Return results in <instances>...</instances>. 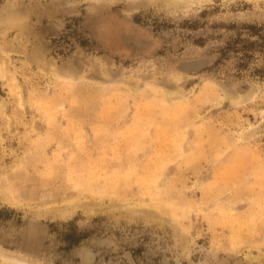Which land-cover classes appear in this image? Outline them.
<instances>
[{
	"label": "rangeland",
	"instance_id": "rangeland-1",
	"mask_svg": "<svg viewBox=\"0 0 264 264\" xmlns=\"http://www.w3.org/2000/svg\"><path fill=\"white\" fill-rule=\"evenodd\" d=\"M4 256L264 264V0H0Z\"/></svg>",
	"mask_w": 264,
	"mask_h": 264
},
{
	"label": "bare ground",
	"instance_id": "bare-ground-1",
	"mask_svg": "<svg viewBox=\"0 0 264 264\" xmlns=\"http://www.w3.org/2000/svg\"><path fill=\"white\" fill-rule=\"evenodd\" d=\"M3 14V12H2ZM10 43V42H9ZM4 44V43H3ZM7 44V43H6ZM17 47V46H16ZM14 47V48H16ZM13 48V49H14ZM17 49V48H16ZM12 51V49H11ZM16 51V50H15ZM14 52V51H13ZM192 64V63H191ZM202 64H203V61H202ZM188 65V64H187ZM43 66V65H42ZM46 66V65H45ZM186 66V65H185ZM200 67V66H198ZM172 93H173V90H172ZM175 93V92H174ZM183 98V97H182ZM176 99H180L179 97H175L173 98L172 100H176ZM172 100H168V101H172ZM73 213V210L70 209V207L68 205H65V206H59L57 208H54L53 211H51V214L54 216V217H58V218H67L69 217L71 214ZM132 214H135L134 212ZM133 216V215H132ZM138 216L140 217H149V219L151 220H154V218L156 217L155 216V213L153 211H147L146 213H141L139 212ZM143 220V219H142ZM148 221V220H147ZM94 258V257H93ZM3 259L5 260L6 264H21V263H24L26 261H24L23 259H19L17 257H13V256H4ZM86 260V259H85ZM91 260V259H90ZM92 261V260H91ZM238 262V261H237ZM82 263V262H81ZM89 263V262H88ZM91 263V262H90ZM82 264H85V263H82ZM240 264V262H239Z\"/></svg>",
	"mask_w": 264,
	"mask_h": 264
}]
</instances>
